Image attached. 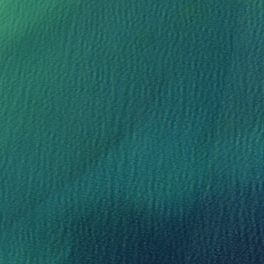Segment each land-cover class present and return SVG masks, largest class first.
<instances>
[{
    "label": "water",
    "instance_id": "water-1",
    "mask_svg": "<svg viewBox=\"0 0 264 264\" xmlns=\"http://www.w3.org/2000/svg\"><path fill=\"white\" fill-rule=\"evenodd\" d=\"M0 264H264V0H0Z\"/></svg>",
    "mask_w": 264,
    "mask_h": 264
}]
</instances>
